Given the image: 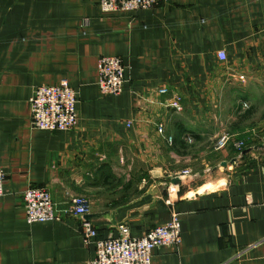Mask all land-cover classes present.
Masks as SVG:
<instances>
[{
  "label": "crops",
  "instance_id": "0c3cea01",
  "mask_svg": "<svg viewBox=\"0 0 264 264\" xmlns=\"http://www.w3.org/2000/svg\"><path fill=\"white\" fill-rule=\"evenodd\" d=\"M102 55L125 65L117 96L100 91ZM63 80L77 93V128H34V88ZM228 129L248 143L241 159L233 144L214 147ZM187 136L201 145L193 155ZM0 154V264H90L96 255L79 216L29 223V186L47 187L59 210L85 195L102 236L123 224L142 236L170 219L166 190L185 169L174 206L182 242L156 249L152 264H264V0L117 12L98 0H0Z\"/></svg>",
  "mask_w": 264,
  "mask_h": 264
},
{
  "label": "built area",
  "instance_id": "2783aa9c",
  "mask_svg": "<svg viewBox=\"0 0 264 264\" xmlns=\"http://www.w3.org/2000/svg\"><path fill=\"white\" fill-rule=\"evenodd\" d=\"M165 0H98L100 8L104 12L140 10L154 7ZM220 59L225 60V51H219ZM99 87L103 95H119L123 91L125 82V65L119 56L102 55L98 59ZM243 78V77H241ZM161 93H166L167 88H161ZM77 93L74 88L63 80L57 85H41L34 88L30 98L32 125L36 129L48 131H62L77 128L79 114L77 111ZM171 107L182 111V98L175 95ZM132 121L127 122L129 126ZM158 131L164 132V126L159 125ZM168 141L173 142V137ZM185 141L193 142L191 136L185 137ZM216 149H223L228 145L242 152L245 142L242 139L235 140L234 136L222 135L213 140ZM190 169L183 170L169 183L166 190V202L172 207L170 219L159 224L142 236H134L129 226L123 224L119 227L117 236H102L89 219L91 214V202L85 195L73 196L64 210H59L53 200L50 190L45 186H29L23 193V203L26 209L29 223L45 221H63L66 215L81 217V234L87 245H94L95 257L90 264H152L153 253L162 247H176L182 242L181 218L175 205L181 195L182 177L191 174ZM6 173L1 166L0 154V196H3Z\"/></svg>",
  "mask_w": 264,
  "mask_h": 264
},
{
  "label": "rangeland",
  "instance_id": "374dc122",
  "mask_svg": "<svg viewBox=\"0 0 264 264\" xmlns=\"http://www.w3.org/2000/svg\"><path fill=\"white\" fill-rule=\"evenodd\" d=\"M233 134H235V133H231L230 131H229V129L228 130H225V131H223V132H221V133H219V134H217V138L219 137V136H222V135H230V136H232ZM234 136V135H233ZM239 138L237 139V140H239V139H242V140H244V142H245V148L247 147V141L244 139V138H242V137H240V136H238ZM195 141H193V142H188L189 144H192V146H191V148H189L190 149V154H194V151H198L201 147V145H199V144H193ZM261 143H263V142H261ZM229 146V145H228ZM199 147V148H198ZM226 148V147H225ZM235 148V147H234ZM216 149V148H215ZM216 150H220V149H216ZM235 150L237 151V153H238V156H237V158H239V159H241L242 157H243V153H241L238 149H236L235 148ZM243 152V151H242ZM197 153H195V156H193L195 159H196V161H195V164H194V166H191L192 168H194V169H200V164H199V162H198V156L196 155ZM217 159H220V157H214V158H211V160L213 161V162H216L217 161ZM202 169V168H201ZM211 171H212V168H211Z\"/></svg>",
  "mask_w": 264,
  "mask_h": 264
},
{
  "label": "water",
  "instance_id": "95a60500",
  "mask_svg": "<svg viewBox=\"0 0 264 264\" xmlns=\"http://www.w3.org/2000/svg\"><path fill=\"white\" fill-rule=\"evenodd\" d=\"M179 179L177 177L174 178V181L177 182Z\"/></svg>",
  "mask_w": 264,
  "mask_h": 264
},
{
  "label": "trees",
  "instance_id": "16d2710c",
  "mask_svg": "<svg viewBox=\"0 0 264 264\" xmlns=\"http://www.w3.org/2000/svg\"><path fill=\"white\" fill-rule=\"evenodd\" d=\"M180 144H182L183 142H179Z\"/></svg>",
  "mask_w": 264,
  "mask_h": 264
}]
</instances>
